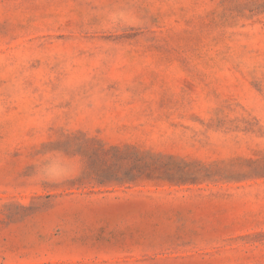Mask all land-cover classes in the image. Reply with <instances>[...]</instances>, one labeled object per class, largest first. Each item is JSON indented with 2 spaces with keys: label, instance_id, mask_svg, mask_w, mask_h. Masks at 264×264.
Segmentation results:
<instances>
[{
  "label": "rangeland",
  "instance_id": "1",
  "mask_svg": "<svg viewBox=\"0 0 264 264\" xmlns=\"http://www.w3.org/2000/svg\"><path fill=\"white\" fill-rule=\"evenodd\" d=\"M0 264H264V0H0Z\"/></svg>",
  "mask_w": 264,
  "mask_h": 264
}]
</instances>
